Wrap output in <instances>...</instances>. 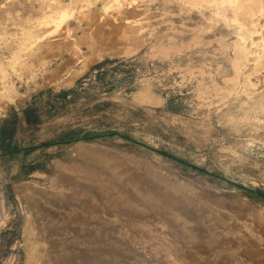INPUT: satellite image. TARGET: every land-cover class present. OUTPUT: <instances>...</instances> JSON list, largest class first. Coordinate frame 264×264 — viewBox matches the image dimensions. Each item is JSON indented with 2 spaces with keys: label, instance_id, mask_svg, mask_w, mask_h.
Instances as JSON below:
<instances>
[{
  "label": "rangeland",
  "instance_id": "rangeland-1",
  "mask_svg": "<svg viewBox=\"0 0 264 264\" xmlns=\"http://www.w3.org/2000/svg\"><path fill=\"white\" fill-rule=\"evenodd\" d=\"M123 1L0 0V264H264V13Z\"/></svg>",
  "mask_w": 264,
  "mask_h": 264
},
{
  "label": "bare ground",
  "instance_id": "bare-ground-1",
  "mask_svg": "<svg viewBox=\"0 0 264 264\" xmlns=\"http://www.w3.org/2000/svg\"><path fill=\"white\" fill-rule=\"evenodd\" d=\"M180 1V0H179ZM182 1H186L187 3H189L190 5H199V4H202V2H205V1H207L206 3H208V2H212V5H218V4H220V3H223L224 4V6H226V5H230V8H231V6L233 7V10L235 11V13H237V15L239 16L240 14L241 15H247V16H256L257 14L256 13H264V2H261L259 5H248L247 3H246V1L247 0H194V1H190V0H182ZM185 2V3H186ZM115 3L117 4V9L118 8H123V4H124V1H123V3L121 2V0H115ZM114 2L112 3V5H114L115 4ZM130 3V5L131 4H133V3H131V2H129ZM135 3H136V0H135ZM137 4V3H136ZM211 4V3H210ZM127 5V4H126ZM130 5H127V6H130ZM115 6V5H114ZM125 6V5H124ZM134 6V5H133ZM136 6V5H135ZM187 6V5H186ZM213 6V7H214ZM113 7V6H112ZM115 8V7H114ZM131 8V7H130ZM68 9V8H67ZM200 9V8H199ZM193 10V9H192ZM223 10V9H222ZM221 10V11H222ZM117 11H119V10H117ZM191 11V10H190ZM224 11V10H223ZM223 13V12H222ZM225 15V14H224ZM55 17H56V15H54ZM68 16H69V12H67V11H62V12H60V16L58 17V18H55V17H51L50 18V20H48L47 19V23H50V22H52L53 24H55L56 25V28L53 30V31H56L59 27H60V25L62 24V23H65L66 22V20H67V18H68ZM226 16V15H225ZM254 18V17H253ZM252 18V20H254ZM57 19H58V21H57ZM129 20V19H128ZM131 20V19H130ZM116 22V21H115ZM130 22H132V21H127V24L128 23H130ZM138 23V22H137ZM253 23H254V21H253ZM255 24V23H254ZM257 24V23H256ZM64 26V25H63ZM66 26V25H65ZM256 26V25H255ZM51 27L52 26H50V29H51ZM61 28H62V26H61ZM64 28V27H63ZM62 28V29H63ZM253 28H254V25H253ZM252 28V29H253ZM39 29H41V30H43L42 28H39ZM47 29V28H46ZM61 29V30H62ZM66 29V28H65ZM64 29V30H65ZM256 29V28H255ZM49 30V29H48ZM68 30V29H67ZM52 31V32H53ZM50 32H51V30H50ZM256 32V31H255ZM58 33V32H57ZM67 33V32H66ZM61 34V33H60ZM30 38V37H29ZM41 41V40H40ZM243 53V52H242ZM236 63V62H235ZM240 64L241 63H237V65L238 66H240ZM248 80H249V78H248ZM247 81V80H246ZM250 81V80H249ZM36 255V254H35ZM32 257H34V256H32Z\"/></svg>",
  "mask_w": 264,
  "mask_h": 264
}]
</instances>
